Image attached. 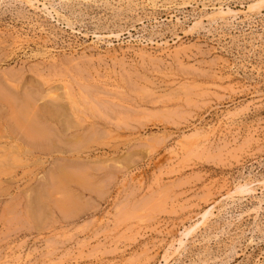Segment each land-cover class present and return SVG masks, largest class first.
Instances as JSON below:
<instances>
[{"label":"rangeland","instance_id":"1","mask_svg":"<svg viewBox=\"0 0 264 264\" xmlns=\"http://www.w3.org/2000/svg\"><path fill=\"white\" fill-rule=\"evenodd\" d=\"M258 1L0 0V264H264Z\"/></svg>","mask_w":264,"mask_h":264},{"label":"bare ground","instance_id":"2","mask_svg":"<svg viewBox=\"0 0 264 264\" xmlns=\"http://www.w3.org/2000/svg\"><path fill=\"white\" fill-rule=\"evenodd\" d=\"M264 3V0H261V1H258L256 2L255 4L251 5L249 7V9H254V8H259L261 7V4ZM230 13H232L230 10H227L226 12H224L222 10V8L218 9L217 11H215L214 13H212V17L214 18H219V19H224L227 15H230ZM218 19V20H219ZM214 20V19H213ZM61 98V97H60ZM58 98V99H60ZM39 99V98H38ZM9 100V99H8ZM2 101V100H1ZM40 101V100H39ZM9 102V101H8ZM2 103H7L2 101ZM1 103V104H2ZM12 103V102H11ZM31 103V102H30ZM10 104V103H9ZM39 104V103H38ZM4 106V105H3ZM11 106V105H10ZM26 107L25 108H21V109H14V107H11L12 110H14L12 112L13 114V118H14V125L10 127V131L13 133V136H19V137H24L26 140H28L27 143H29L30 145L32 146H38L39 144H43L45 143V145L47 147H50V145L52 144L51 143V140L49 139L48 135H47V127L45 126V123H43L44 119L41 120V114H37V113H34L35 111L31 112V109L29 110L28 108V104L25 105ZM21 107V106H20ZM8 110V109H7ZM11 110V109H10ZM44 114V113H42ZM62 115V114H61ZM47 116V115H46ZM44 117V116H43ZM229 117V116H228ZM46 118V117H45ZM52 119V117H50ZM54 118V117H53ZM62 118H65V117H62ZM59 117L57 118V121H58ZM67 119V118H66ZM47 120V119H46ZM49 120V119H48ZM43 121V122H42ZM54 122V119L52 120ZM56 121V122H57ZM11 122V121H10ZM9 122V124H11ZM3 123V122H2ZM48 123V122H47ZM53 124V123H52ZM66 126V124H64ZM70 125V124H69ZM67 124V126H69ZM64 127V126H63ZM49 128V127H48ZM51 128V127H50ZM49 128V129H50ZM67 128V127H66ZM71 129V128H70ZM68 129V130H70ZM53 130V129H52ZM62 131V129H61ZM49 133V132H48ZM51 136V135H50ZM55 137V136H53ZM52 138V137H51ZM61 138V137H60ZM20 139V138H19ZM20 141V140H18ZM30 141V142H29ZM20 142H23L20 141ZM54 144V143H53ZM29 146V145H28ZM42 146V145H41ZM182 147V146H181ZM28 149V148H27ZM38 149V148H37ZM47 150V148H45ZM45 149H42L44 152ZM36 150V148H34V151ZM32 151V150H31ZM30 151V152H31ZM40 151V150H39ZM51 151H53L51 149ZM59 151V150H58ZM73 150H71V153H72ZM48 152V151H47ZM50 152V151H49ZM60 152V151H59ZM75 154V153H74ZM77 154V153H76ZM55 177V176H54ZM60 178V177H59ZM74 178V177H73ZM72 178L71 181H73L74 179ZM65 179V178H64ZM67 180V179H66ZM56 181V180H55ZM64 181V180H63ZM85 181V180H84ZM56 183V182H54ZM62 184V183H61ZM70 185V184H69ZM81 185V184H79ZM55 186V185H54ZM85 188V187H84ZM236 190V189H235ZM237 190L240 191V192H243L245 191L246 189H244V187L242 186H238L237 187ZM239 192V193H240ZM249 192V191H248ZM244 193V192H243ZM246 193V192H245ZM210 210V209H209ZM211 211L210 212L207 210L205 211V213L202 215V219L205 220L209 214H211ZM200 224V223H199ZM197 225V224H196ZM196 227V226H194ZM192 229V228H191ZM192 231V230H190ZM189 233V231H187V233H184L183 236H187ZM174 244V242H173ZM170 250H175L177 251V249L174 248V245H171L167 250L166 252L164 253L165 255L163 256V260L162 262L164 264L167 263L168 261V253ZM174 252V251H173ZM171 254V253H170ZM169 254V255H170ZM176 254V253H175ZM26 258V257H25Z\"/></svg>","mask_w":264,"mask_h":264}]
</instances>
